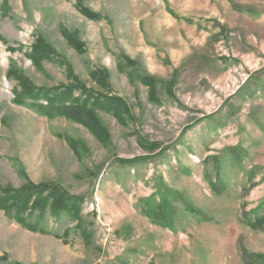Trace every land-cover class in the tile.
<instances>
[{"label":"rangeland","instance_id":"374dc122","mask_svg":"<svg viewBox=\"0 0 264 264\" xmlns=\"http://www.w3.org/2000/svg\"><path fill=\"white\" fill-rule=\"evenodd\" d=\"M10 68L127 112L95 135ZM30 185L68 207L0 209V264H264V0H0V197Z\"/></svg>","mask_w":264,"mask_h":264},{"label":"trees","instance_id":"16d2710c","mask_svg":"<svg viewBox=\"0 0 264 264\" xmlns=\"http://www.w3.org/2000/svg\"><path fill=\"white\" fill-rule=\"evenodd\" d=\"M84 15L89 19H97L98 16L93 14L88 10H82ZM67 33V32H66ZM64 34L66 38L70 39V42L75 44V47L82 51L83 44L79 41L73 40L69 35ZM53 50L43 41L38 42L34 46V54L31 56L34 63L38 64L40 60L50 57L53 54ZM71 73V71H70ZM7 76L13 78L19 82V91L16 90V103L24 104L26 99L31 100L33 105L45 116H65L76 122H79L86 126L92 133L99 135L101 129L100 124L95 116L96 109H105L114 114H118L121 118L122 113L127 112L125 103L120 98L107 96L103 100H97L88 107L87 101L80 102L79 98L73 97V90L75 88L81 89V93L84 89L80 87L63 88V91L50 96L49 92L34 87L30 80L23 77L18 71L16 72L12 68L9 69ZM104 72L94 71L92 77L98 80L101 84L104 81ZM145 83L151 87L155 85V80L144 79ZM104 85V84H103ZM154 95V94H153ZM73 97V99L67 104V101ZM153 99V98H152ZM42 100L44 103H42ZM47 185H42V187L35 186H24L20 191L14 190L11 187L1 188L2 195L0 197V209L11 213L15 211V216L19 217L18 221L22 222L31 231H36L37 229L31 225H27L25 220H22L21 215L27 213L28 211L37 210L39 215L36 219H41L42 214L49 209L51 212H58L60 210L66 211L65 208L68 207V203L63 198L57 195L56 191L53 190L48 194V196L42 198L35 197L39 194V188L43 191L44 187ZM53 193V194H52ZM29 213L28 215H30Z\"/></svg>","mask_w":264,"mask_h":264}]
</instances>
